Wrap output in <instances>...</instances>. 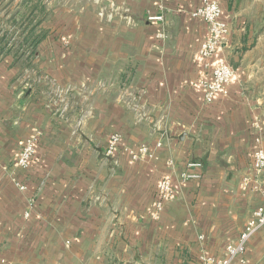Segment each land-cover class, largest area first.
<instances>
[{"label": "crops", "instance_id": "crops-1", "mask_svg": "<svg viewBox=\"0 0 264 264\" xmlns=\"http://www.w3.org/2000/svg\"><path fill=\"white\" fill-rule=\"evenodd\" d=\"M112 1L111 20L74 2L24 29V49L0 43V264H202L201 254L224 257L264 204V170L252 167L264 148V11L215 0L228 31L208 61L234 73L206 104L207 25L190 15L200 0ZM36 134L21 170L20 146ZM141 143L153 156L131 160L124 147ZM184 171L201 177L180 181ZM165 177L173 194L157 211ZM244 259L230 264H264V229Z\"/></svg>", "mask_w": 264, "mask_h": 264}, {"label": "built area", "instance_id": "built-area-1", "mask_svg": "<svg viewBox=\"0 0 264 264\" xmlns=\"http://www.w3.org/2000/svg\"><path fill=\"white\" fill-rule=\"evenodd\" d=\"M98 9L96 14L99 18L104 20L113 19L117 13L116 8L112 0H90ZM163 11H168L169 8L162 7ZM127 10V9H125ZM126 12V11H125ZM192 17L203 20L207 25V35L201 41L198 48V55L206 60L204 67L209 70L210 78L201 75L197 82L204 90L203 102L208 104L213 101L217 94L226 95L228 93V85L230 84L234 69L232 65L225 59H220L215 63H210L209 58L216 52L217 48L221 45L224 35L228 31V24L221 19V8L215 0H200L199 5L190 12ZM128 20V16H124ZM147 20L149 21H163L164 14L162 12L158 14H148ZM81 119H78V123H81ZM38 134L28 137L23 140L15 161L16 166L21 170H26L30 166L31 159L35 153ZM121 141V134L114 132L108 139L107 146L104 154L111 156L118 148ZM161 141H157L155 147H160ZM124 150L128 154L131 160L137 161L142 159L151 158L154 154V149L147 143L138 144L135 147H124ZM198 163H189L188 166L195 167ZM252 167L255 173H259L264 170V148L258 147L253 152ZM200 173L197 172H182L179 174L180 181H186L189 179H199ZM14 185L21 191L26 190L25 183L21 182L17 178L11 179ZM247 179H244L243 183H246ZM264 193V187L262 189ZM158 198L156 201V209L160 211L163 203L168 200L173 194V187L169 177L162 178L158 185L157 190ZM32 200H28L30 206ZM24 215H29L28 210ZM264 229V204L255 207L250 214L244 228L239 233L237 239L230 242L225 247V256L222 258H215L213 256H206L201 254L199 260L202 264H230L233 260H238L241 263L245 262L244 253L249 238L258 230ZM203 239V235H198L200 242Z\"/></svg>", "mask_w": 264, "mask_h": 264}, {"label": "rangeland", "instance_id": "rangeland-1", "mask_svg": "<svg viewBox=\"0 0 264 264\" xmlns=\"http://www.w3.org/2000/svg\"><path fill=\"white\" fill-rule=\"evenodd\" d=\"M253 1V10L258 8V11H264V0H245ZM74 2L79 4L90 3V0H0V43L3 47L18 46L19 51L24 44L21 38L24 34V29L34 27L40 19L46 16V11H54L59 7H66L69 4L74 5ZM80 3V4H81ZM20 11L19 16L13 17L14 12ZM34 11V12H33ZM33 13H35L33 15ZM15 19V20H14ZM31 24V26H30ZM14 48V47H13ZM17 48V47H16ZM15 48V49H16ZM10 50V49H9Z\"/></svg>", "mask_w": 264, "mask_h": 264}]
</instances>
